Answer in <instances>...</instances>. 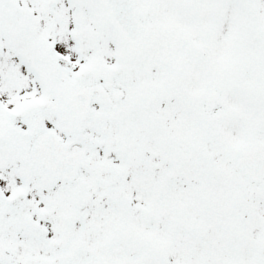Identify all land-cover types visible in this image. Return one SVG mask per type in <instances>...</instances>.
<instances>
[{
    "label": "snow or ice",
    "instance_id": "6c2138e0",
    "mask_svg": "<svg viewBox=\"0 0 264 264\" xmlns=\"http://www.w3.org/2000/svg\"><path fill=\"white\" fill-rule=\"evenodd\" d=\"M0 264H264V0H0Z\"/></svg>",
    "mask_w": 264,
    "mask_h": 264
}]
</instances>
